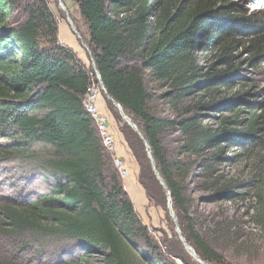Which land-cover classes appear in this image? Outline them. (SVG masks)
I'll use <instances>...</instances> for the list:
<instances>
[{
    "label": "trees",
    "instance_id": "16d2710c",
    "mask_svg": "<svg viewBox=\"0 0 264 264\" xmlns=\"http://www.w3.org/2000/svg\"><path fill=\"white\" fill-rule=\"evenodd\" d=\"M75 2L88 28V46L102 84L142 136L127 123L128 128L119 129L138 163L137 180L146 199L161 205L166 195L147 169L143 141L184 225L187 242L201 260L222 264V256L196 231L191 208H197L186 188L193 171L176 157L202 162L199 187L208 194L204 199L222 201L231 199L234 189L220 182V176L213 177L214 164L227 160L223 150L240 148L248 156L259 151L253 163L255 176L247 187L256 192L255 215L264 226V156L260 154L264 115H257L253 106L251 117L241 119L244 110L238 107L233 120L224 118L218 130H212L195 114L221 103L247 101L248 92H236L221 102L216 93L232 88L238 49L251 53L250 64L262 56L264 10H239L237 4L222 5V0ZM14 16L22 18L16 21ZM74 55L58 42V23L46 0H0V140L8 137L12 143L11 150L3 153L12 160L30 161L32 155L36 168L24 183L37 180L45 189L23 208L0 204V264H25L23 257L32 252L36 235L46 229L67 242L58 264H133L137 256H144L142 249L152 254L157 250L83 108L87 89L97 82L95 71ZM209 57L223 68L207 65ZM162 89L167 91L157 98L167 112L164 116L154 104V92ZM202 90L209 100L191 104ZM172 133L182 142L168 149L163 140ZM41 145L46 147L44 160L42 153L31 151ZM13 239L23 241L21 256L8 242ZM157 255L152 264H165Z\"/></svg>",
    "mask_w": 264,
    "mask_h": 264
},
{
    "label": "rangeland",
    "instance_id": "374dc122",
    "mask_svg": "<svg viewBox=\"0 0 264 264\" xmlns=\"http://www.w3.org/2000/svg\"><path fill=\"white\" fill-rule=\"evenodd\" d=\"M24 1L25 0H19L20 3ZM46 1L50 10L55 15L56 20L60 23L58 39H63L60 43L70 48L75 54V58H80L79 60L88 70L97 72L88 46V28L80 15L75 0ZM258 1L259 0H222L221 4L225 5V2L237 4L239 10L245 8L249 10H264V2L262 5H258ZM14 18L16 21H19L22 16H14ZM69 25L74 29L73 31L75 33H73ZM253 27L254 24L250 27V30H252ZM251 58V53L245 48L238 49L235 53L233 64L234 69L238 70V72L234 75L230 84L232 88L230 90L220 88L216 93L218 100L221 102L222 100L229 99L232 94L236 92L238 95L248 92L245 96L247 101L245 103L231 102L226 106L221 103V105L215 109H200L195 111V114L199 116L198 119L203 125H206V127L212 130H218L219 124L224 118L230 120L234 119L233 110L238 107L244 110L242 114H240L241 119H248L251 117L253 113L251 112V107L253 106H257V115H264V51L262 56L258 60H255L253 64H250ZM213 62V58H210L207 65L213 64L214 70L223 68V66ZM200 64L202 63L200 62ZM92 85L97 86L99 90H101V93L95 94L90 100V94L87 89L83 100V108L85 109L86 106H92L91 110L94 112L95 116L90 114L89 116L92 120L93 130L99 138L98 140H100L101 143L103 137L111 136L116 146L123 144V142L125 143L124 137L119 129L122 127L128 128L129 126H127L117 109L112 106V102L107 98L108 94H104L99 83H92ZM211 87L217 88L215 85ZM163 91H167V89L154 92V96H156L154 104L160 109V111H158L160 116L167 114V112H163V104L161 100L157 98L159 93ZM189 100L185 101L184 104L186 105ZM207 100H209V96L205 95L204 90H202L191 98L190 103L206 102ZM123 115L125 114L123 113ZM235 115L236 114H234V116ZM100 125H103L102 135H100L99 132ZM137 125L142 129L141 124L137 123ZM176 135L177 133H172L166 136L163 140L164 146L168 149L176 148L177 144L182 142L178 141V138H175ZM145 142H142V154L148 167L147 169L153 173L151 164L152 159L154 169L159 174V169L150 147L147 145L148 143L146 142L145 144ZM11 144L8 137L5 140H0V204H11L14 207L23 208L29 203L30 198L33 199L35 196L45 192V189L42 182L37 180H34L32 183H24V179L31 178V172L35 170L36 164L34 163L32 155H30V161L10 159V156L3 153V151L11 150ZM100 146L103 149L102 144ZM220 146L223 147L224 142H220ZM45 149L46 147L41 145L32 147L31 151L32 154L34 151L40 154L42 153L41 158L44 160L47 156ZM104 152L106 151L104 150ZM257 152L259 151H255L252 156H248L242 153L240 148L232 147L231 149L226 148L223 150L224 154L222 156L227 160L220 159L214 164L213 177L220 176V182L230 183L234 186V189L231 199L222 201L204 199L208 194H204L199 187L203 172L202 162L196 161L194 157H192V159L187 157H176L177 160H182L186 163L190 167V171H193L188 177L186 188L197 208H191V214L196 222V231L205 243L215 250L217 254L222 256V264H264V226L257 221L255 215V213L258 214L259 212V206L256 205V192L254 190H249L247 187V183L255 176L253 163L256 159ZM210 153L212 152L206 151V154L210 155ZM260 154L264 156L263 151ZM117 160L119 163L122 160L121 165L115 166L112 164V166L121 180L123 190L131 201L138 219L146 226L152 243L157 248L154 254L147 249H142L145 253L144 256H137L133 264H152L151 258L156 257V254H158L157 256L160 258L159 261L165 264H200L187 252L193 253L194 249L186 240L184 225L182 221L179 223L178 217L173 210L172 202L171 209L177 220L180 235L192 250L188 249L186 245V251L178 237L176 232L177 226L169 214V209L167 207V198L164 199L161 205L152 204L146 199L144 189L137 180L139 166L135 157L132 155L131 158L126 160L118 156ZM192 175L198 178L191 180ZM159 177L164 183L162 177ZM164 185L166 186L165 183ZM160 187L166 195L164 188L162 186ZM131 190L137 195L131 194ZM40 222L43 223V220H40ZM36 237L38 241L30 246L32 252L26 257H23L24 263L58 264V261L63 255V250H67V242L55 236L50 229H46L41 232L40 235L37 234ZM30 239L31 238H25L27 242ZM8 242L17 248L16 251L18 256L23 254L21 250H23L24 247L20 248L23 241L13 239L8 240ZM34 248L36 249L33 251ZM45 256H49V258L45 259Z\"/></svg>",
    "mask_w": 264,
    "mask_h": 264
},
{
    "label": "water",
    "instance_id": "95a60500",
    "mask_svg": "<svg viewBox=\"0 0 264 264\" xmlns=\"http://www.w3.org/2000/svg\"><path fill=\"white\" fill-rule=\"evenodd\" d=\"M94 67H95V66H94ZM95 74H96V79H97V81H98V83H99L101 89L103 90L104 94H107V92H106V90H105V88H104V86H103V84H102V82H101L100 75L98 74V72H95ZM107 98H108L109 100L112 101L113 105L116 107V109L118 110L119 114L121 115V117H122L123 120L125 121V120L127 119V117H126V116L123 117L124 115H123V112H122V109H121L120 105H119L116 101L112 100L108 95H107ZM127 120H129V123H127L126 121H125V122H126V123L132 128V129H133V131H135V132L138 133L137 128H136L135 125L130 121V119H127ZM138 134H139V133H138ZM139 136L141 137L140 134H139ZM151 164H152L153 174H154L156 180L158 181V183L160 184V186H162V187L164 188V190L166 191V196H167V207H168V209H169V214L171 215L172 219L174 220V222H175V224H176V226H177V227H176V232H177V234H178V237H179L181 243L184 245V247H185V249H186V251H187V248H186L187 243H186V241H185V240L181 237V235H180L179 228H178V225H177V220H176V218L174 217V215H173L174 213H173V211H172V209H171L170 193H169L167 187L164 185V183H163V181L161 180V178L159 177L158 173H157L156 170L154 169V164H153V160H152V159H151ZM187 252H188V253H189V254H190L195 260H197L200 264H208V263H206L205 261L199 259L194 251H193V253H190L189 251H187Z\"/></svg>",
    "mask_w": 264,
    "mask_h": 264
},
{
    "label": "built area",
    "instance_id": "2783aa9c",
    "mask_svg": "<svg viewBox=\"0 0 264 264\" xmlns=\"http://www.w3.org/2000/svg\"><path fill=\"white\" fill-rule=\"evenodd\" d=\"M88 91H89V94H90V97L89 99L91 100L93 98V96L96 94H98V87L97 86H94L92 85L90 88H88ZM92 106H86L85 107V111L87 112V114H90L92 116H95L94 115V112L91 110ZM102 128H103V125H100L99 127V132H100V135H102L103 131H102ZM101 144L103 146V149L110 155H113L114 152H115V144H114V140H112L111 136H106V137H103L101 139ZM113 164L115 166L117 165H121V161L120 163L118 162L117 158H113Z\"/></svg>",
    "mask_w": 264,
    "mask_h": 264
},
{
    "label": "crops",
    "instance_id": "0c3cea01",
    "mask_svg": "<svg viewBox=\"0 0 264 264\" xmlns=\"http://www.w3.org/2000/svg\"><path fill=\"white\" fill-rule=\"evenodd\" d=\"M60 25V24H59ZM58 29H59V26H58ZM65 35V34H64ZM63 41V39H59V41ZM80 59V58H79ZM118 142H120L119 140H117ZM116 154L122 158H125L126 160H128L129 158L132 157L129 149L127 148L126 144L123 142V144H119L118 146H116ZM135 181V180H133ZM131 182V181H130ZM132 183V182H131ZM129 183V184H131ZM131 194H135L137 195L136 193L133 192V190H131Z\"/></svg>",
    "mask_w": 264,
    "mask_h": 264
},
{
    "label": "clouds",
    "instance_id": "9594fccd",
    "mask_svg": "<svg viewBox=\"0 0 264 264\" xmlns=\"http://www.w3.org/2000/svg\"><path fill=\"white\" fill-rule=\"evenodd\" d=\"M264 1L263 0H259L258 1V5H262V3H263ZM256 10H260V9H256ZM57 21V20H56ZM57 23H58V21H57ZM59 24L60 23H58V26H59ZM70 26V25H69ZM70 28H71V26H70ZM71 30L73 31L74 29H72L71 28ZM58 32H59V29H58ZM73 33H75L74 31H73ZM58 42L60 43V41H59V39H58ZM61 44V43H60ZM62 45V44H61ZM62 46H64V45H62ZM66 47V46H65ZM68 48V47H67ZM70 49V48H69ZM95 77H96V74H95ZM96 81H97V79H96ZM98 82V81H97ZM98 90H99V88H98ZM98 93H101V90H99L98 91ZM136 127V126H135ZM114 144H115V142H114ZM104 150V149H103ZM131 153V152H130ZM108 154V153H107ZM109 156H110V159H111V163L113 164V158H117L118 157V155L116 154V145H115V152H114V154L113 155H110V154H108ZM121 162H122V160H121ZM160 176V175H159ZM146 197V196H145ZM166 198H167V196H166Z\"/></svg>",
    "mask_w": 264,
    "mask_h": 264
},
{
    "label": "bare ground",
    "instance_id": "6f19581e",
    "mask_svg": "<svg viewBox=\"0 0 264 264\" xmlns=\"http://www.w3.org/2000/svg\"><path fill=\"white\" fill-rule=\"evenodd\" d=\"M123 117H125V115L123 116ZM127 117V116H126ZM127 119H129L128 117H127ZM125 120L127 123H129V120ZM131 121V120H130ZM132 129V128H131ZM136 133V132H135ZM142 137V136H141ZM145 142V141H144ZM145 144H146V142H145ZM148 149V148H147ZM159 175V174H158ZM180 232V231H179ZM188 246V249H190V250H192V248L189 246V245H187Z\"/></svg>",
    "mask_w": 264,
    "mask_h": 264
}]
</instances>
